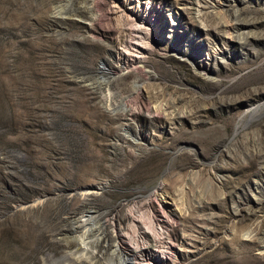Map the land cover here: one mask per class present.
I'll return each mask as SVG.
<instances>
[{
    "label": "rangeland",
    "instance_id": "1",
    "mask_svg": "<svg viewBox=\"0 0 264 264\" xmlns=\"http://www.w3.org/2000/svg\"><path fill=\"white\" fill-rule=\"evenodd\" d=\"M132 208L159 264H264V0H0V264H120Z\"/></svg>",
    "mask_w": 264,
    "mask_h": 264
},
{
    "label": "bare ground",
    "instance_id": "2",
    "mask_svg": "<svg viewBox=\"0 0 264 264\" xmlns=\"http://www.w3.org/2000/svg\"><path fill=\"white\" fill-rule=\"evenodd\" d=\"M136 30H137L136 32H139L141 30V27L138 28L136 27ZM131 46L133 47V51H134V53L131 55L133 56L134 59V57L136 58L137 53H142V51H140L139 49L140 44L137 41L132 42L130 44V47ZM86 194L89 193H87L86 191ZM145 205H148V203H145ZM111 217L112 218L108 220L107 223L110 228V233H111L110 235L114 237V248L116 249L114 250L117 251V253H120L121 255L120 256L121 259L119 258L121 260L120 264H159V260L161 257L160 253L161 255L163 254L164 257V253L166 252L165 250L170 248L171 246L170 242H166L165 245L163 244V246H158L159 232L156 231L155 229L154 230L150 229L153 232V234L151 235L149 232L150 230L149 231L146 230L147 226L144 227L146 224L148 225V223L146 224L143 223V219H142L143 217L137 214L134 208L128 210L125 213H119L117 211V213H115ZM150 217L152 224L155 221L154 218L158 220H160L161 217L164 218L162 211H158V210H154L152 216ZM91 218L93 217L82 215L77 220L78 228L84 230V233L88 229L87 225L89 224ZM154 226H156V224ZM82 237L80 241L84 245L85 253L86 252L88 253L89 245L88 242L86 241L87 237H83V238ZM128 245H129V251L131 253V257L127 256L126 254V249H128L126 247ZM158 248L160 250H158ZM96 252L98 251H95L94 249L91 251L94 257L98 256L96 255Z\"/></svg>",
    "mask_w": 264,
    "mask_h": 264
},
{
    "label": "water",
    "instance_id": "3",
    "mask_svg": "<svg viewBox=\"0 0 264 264\" xmlns=\"http://www.w3.org/2000/svg\"><path fill=\"white\" fill-rule=\"evenodd\" d=\"M63 257V256H62ZM62 257H61V259H62Z\"/></svg>",
    "mask_w": 264,
    "mask_h": 264
}]
</instances>
